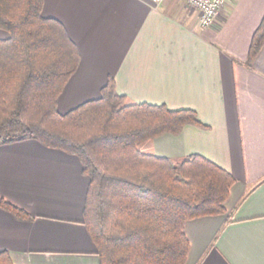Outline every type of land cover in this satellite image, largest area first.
I'll list each match as a JSON object with an SVG mask.
<instances>
[{"label": "crops", "instance_id": "0c3cea01", "mask_svg": "<svg viewBox=\"0 0 264 264\" xmlns=\"http://www.w3.org/2000/svg\"><path fill=\"white\" fill-rule=\"evenodd\" d=\"M225 2L207 27L186 0H44L41 9L64 22L81 53L61 112L98 97L113 75L130 100L194 108L207 124L139 143L174 158L204 154L236 177L225 213L186 222V264H264V45L247 62L264 0ZM81 167L76 154L35 138L0 145V196L32 215L0 208V251L15 264L100 263Z\"/></svg>", "mask_w": 264, "mask_h": 264}, {"label": "trees", "instance_id": "16d2710c", "mask_svg": "<svg viewBox=\"0 0 264 264\" xmlns=\"http://www.w3.org/2000/svg\"><path fill=\"white\" fill-rule=\"evenodd\" d=\"M44 0H0V145L35 138L76 154L89 176L84 223L99 264H186L189 219L222 214L236 177L201 153L174 158L139 143L183 126H206L194 108L135 102L109 76L98 97L61 112L58 102L80 62V49ZM250 65L264 45V16L251 37ZM0 208L31 213L4 196ZM8 250L0 264H15Z\"/></svg>", "mask_w": 264, "mask_h": 264}, {"label": "built area", "instance_id": "2783aa9c", "mask_svg": "<svg viewBox=\"0 0 264 264\" xmlns=\"http://www.w3.org/2000/svg\"><path fill=\"white\" fill-rule=\"evenodd\" d=\"M157 1V0H156ZM199 11L200 24L210 26L215 23L220 10L227 0H186Z\"/></svg>", "mask_w": 264, "mask_h": 264}]
</instances>
